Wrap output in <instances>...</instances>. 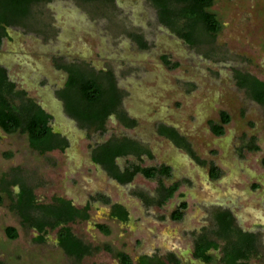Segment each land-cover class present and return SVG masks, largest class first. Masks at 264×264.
<instances>
[{
	"label": "rangeland",
	"instance_id": "374dc122",
	"mask_svg": "<svg viewBox=\"0 0 264 264\" xmlns=\"http://www.w3.org/2000/svg\"><path fill=\"white\" fill-rule=\"evenodd\" d=\"M211 11L221 31L195 46L160 24L148 0H54L34 6L25 28L7 30L0 66L17 90L52 117V131L66 139L67 147L39 155L29 148L26 135L0 130V264H117L101 249L104 245L126 252L132 264H138L140 254L164 256L169 251L182 264H206L192 256L194 239L201 234L213 237L214 216L221 209L232 214L236 228L256 236L257 251L247 264H264V107L236 81L237 73L264 81V0H214ZM133 35L142 37L147 48L140 49ZM163 56L178 67H167ZM62 65L111 73L123 93L118 112L134 125L126 128L112 115L99 133L68 116L58 96L67 80ZM221 112L230 122L216 137L209 124L218 123ZM162 127L174 129L184 146L161 135ZM124 137L151 156L119 158L120 168L129 163L166 165L172 172L170 179H163L165 184L180 183L163 207L146 208L134 195L139 191L156 196L157 179L138 176L129 186L110 187L102 168L91 163L94 148ZM254 146L257 151L251 150ZM210 165L218 169L217 179H210ZM14 178L32 187L43 205L59 197L81 207L94 189H101L128 207L132 222L122 227L108 220L106 212L92 208L87 221L70 228L100 251L76 261L58 247L56 230L38 242L36 230L21 222L13 210L19 187L5 189ZM179 194L185 195L187 209L180 221L172 222L169 216ZM95 224L108 226L111 234H101ZM7 227L16 230L15 240L6 237ZM219 243L209 264H221L224 242Z\"/></svg>",
	"mask_w": 264,
	"mask_h": 264
},
{
	"label": "trees",
	"instance_id": "16d2710c",
	"mask_svg": "<svg viewBox=\"0 0 264 264\" xmlns=\"http://www.w3.org/2000/svg\"><path fill=\"white\" fill-rule=\"evenodd\" d=\"M54 0H0V47L3 39L8 37L7 30L14 27H26L30 20L32 8ZM81 3L107 4L113 0H72ZM156 9L160 24L175 33L186 44L195 46L214 38L221 31V23L215 13L211 11L214 0H148ZM132 39L140 49H146L147 44L142 37L133 35ZM163 63L175 69L178 64L171 63L168 57H162ZM67 73L64 88L58 93L64 103L68 116L77 121L82 127L95 132L103 133L108 118L116 115L120 123L131 128L134 125L124 113H120L119 107L123 99V93L117 88L115 78L111 73L95 74L80 65H62ZM237 86L245 90L249 98L264 107V81L249 74H236ZM52 117L34 100L29 99L23 90H17L15 84L8 78L5 68L0 66V130L6 134L20 133L27 136L28 146L39 155L55 150L64 151L67 141L54 133L50 127ZM230 122L225 112L220 113L218 123H210L213 135L224 134V127ZM160 134L171 140L177 146H184L183 138L174 129L162 127ZM257 151L258 147L251 148ZM133 155L150 156L140 145L132 140L122 138L111 139L97 146L92 152V159L100 164L114 179L120 183L132 181L133 177L140 173L147 179L171 176L169 167L140 168L131 166L121 172L115 165V159ZM264 166V159L262 160ZM211 177L219 176L218 170L211 167ZM5 189L12 185H18L19 191L14 195L13 210L21 218V222L28 227H33L39 234L38 242H43L44 236L58 229L57 244L63 253L81 261L86 256H92L100 251L99 247L86 244L73 234L70 223L87 221L89 219L90 206L84 209H76L72 202L64 198L54 197L50 204H39L35 198L33 188L23 180L14 178L5 183ZM164 200L172 197L177 189V184L164 189ZM166 193V194H165ZM149 203V202H148ZM163 203V202H162ZM186 208L180 206V212H175L172 219L179 221ZM36 213L37 218L32 217ZM114 217L121 222L127 221L126 212L121 207H115ZM216 229L213 237L201 235L194 243L193 258L209 264L213 261L211 252H217L220 242H224L221 264H247L250 257L257 251V239L252 233L243 232L234 226V218L228 211L217 213L214 216ZM96 229L108 236L110 230L107 226L99 224ZM5 235L9 240L17 238L14 228L7 227ZM118 261L119 264H132L131 258L122 251H114L110 246L101 248ZM138 264H182L174 254L165 257H146L139 259Z\"/></svg>",
	"mask_w": 264,
	"mask_h": 264
},
{
	"label": "crops",
	"instance_id": "0c3cea01",
	"mask_svg": "<svg viewBox=\"0 0 264 264\" xmlns=\"http://www.w3.org/2000/svg\"><path fill=\"white\" fill-rule=\"evenodd\" d=\"M220 115V114H219ZM212 123V122H211ZM209 126H210V124H209ZM210 128V127H209ZM210 132H211V129H210ZM212 133V132H211ZM215 136V135H214ZM222 136V135H221ZM216 137H220V136H216ZM125 138V137H124ZM126 139H128V138H126ZM129 140H131V139H129ZM95 149V148H94ZM93 149V150H94ZM93 150H92V152H93ZM150 154V153H149ZM143 156H145V155H142V156H140V157H136V156H133V155H129V156H126V157H133V158H135V159H137V160H141L142 159V157ZM147 156V155H146ZM151 156V155H150ZM149 156V157H150ZM126 157H118V158H116L115 159V165L117 166V168L121 171V172H124V170L125 169H127V168H129V167H131V166H138V167H140V168H151L150 166L149 167H142V166H140V165H138V164H136V163H129V164H127L125 167H123V168H120L118 165H117V159H119V158H126ZM148 157V156H147ZM91 163L93 164V165H95V166H97V167H101L102 168V170L104 171V173H105V175H106V178L107 179H109L111 182V185H110V187H115V186H122V187H125V186H129V185H131L134 181H135V179L138 177V176H142L145 180H155V179H157V181L159 182V184H158V188H157V190H156V196H153V197H149L148 195H146V194H144L143 192H137V191H135V197H137V199L138 200H140V202H141V204L144 206V207H146V208H151V207H155V206H157L158 208L160 207H163L164 206V204L167 202V200L165 201L164 200V196L165 195H162L163 194V191H162V189H159V188H161L160 187V185H162L163 187H164V189H167V188H170L171 186H173V185H176L177 184V189H176V191L173 193V195H172V197L170 198V199H172L173 197H174V195H175V193L176 192H178V190H179V188H180V183L179 182H170V184L169 185H166L165 184V182L163 181V179H166V180H168V179H170L171 178V176L170 177H168V178H164V177H158V178H155V179H147V178H145L142 174H140V173H138V174H136L134 177H133V179H132V181H130V182H127V183H120L119 181H117L116 179H114L100 164H98V163H95L94 161H93V159H92V153H91ZM160 166H166V165H160ZM160 166H158V167H160ZM213 165H210V171H211V167H212ZM153 167V166H152ZM154 167H156V166H154ZM166 167H169V166H166ZM215 167V166H214ZM170 168V167H169ZM216 168V167H215ZM217 169V168H216ZM218 170V169H217ZM170 171H171V168H170ZM209 171V177H210V179H212V177H211V172ZM172 172V171H171ZM219 172V171H218ZM218 178V177H217ZM216 178V179H217ZM102 185L101 186H99L100 188H103L104 187V179L102 180ZM211 186V185H210ZM98 187V188H99ZM97 188V187H96ZM132 188V187H131ZM95 190V193L93 194V195H91V196H89L88 197V199H87V201L86 202H84V204L80 207V206H76L75 204V206L73 205V202H72V205L76 208V209H83L82 207L84 206V207H86V206H90V209H89V211L92 209V208H96L97 207V210H102V211H104V212H106V215H108L109 214V212H110V210H111V214H112V216H111V221L112 222H115V223H117V224H119L120 226H122V227H125V226H127L128 225V223H131L132 222V220H131V217H130V212H129V209H128V207L122 202V201H115V200H113V198H111V196H110V194L109 193H101L99 190H101V189H94ZM109 192V191H108ZM166 194V193H165ZM213 194H215V193H213ZM179 199H178V203H177V206L174 208V210L171 212V214H170V220L172 221V222H178V221H175V220H173L172 219V215L175 213V212H177L178 211V213L180 212V206L182 205V204H185L186 205V208L183 210V211H181V213H182V218H183V214H184V212H185V210L187 209V203L184 201V197H185V195L184 194H179ZM66 200H68V199H66ZM169 200V199H168ZM70 201V200H69ZM149 202V203H148ZM163 202V203H162ZM99 203H101L103 206H98V204ZM115 207H121L125 212H126V216H127V221H125V222H121V221H119L118 219H117V217H114L113 216V213L115 212ZM89 211H88V213H89ZM217 213H221L222 212V209L221 210H217L216 211ZM216 213V214H217ZM181 218V219H182ZM131 221V222H130ZM180 221V220H179ZM77 222H84V221H76L75 223H77ZM70 224H74V223H70ZM70 224L68 225L69 227H70ZM94 227H95V229H96V225H94ZM108 227V226H107ZM33 228V227H32ZM109 228V227H108ZM142 228H145V225H142ZM34 229V228H33ZM110 230V229H109ZM56 231L58 232V229H56ZM102 234V233H101ZM110 234H111V230H110ZM109 234V235H110ZM104 235V234H103ZM108 235V236H109ZM203 235V234H202ZM169 241V240H168ZM194 243H195V241H194ZM118 251H121V250H118ZM122 252H124V251H122ZM124 253H126V252H124ZM127 254V253H126ZM169 254H174V253H172V251H169ZM128 255V254H127ZM140 255H142V254H140ZM139 255V256H140ZM147 255H150V254H147ZM175 255V254H174ZM129 256V255H128ZM138 256V257H139ZM176 256V255H175ZM86 257H88V256H86ZM85 258V257H84ZM138 259V258H137ZM177 259H178V257H177ZM119 264V263H118Z\"/></svg>",
	"mask_w": 264,
	"mask_h": 264
},
{
	"label": "flooded vegetation",
	"instance_id": "af4514ba",
	"mask_svg": "<svg viewBox=\"0 0 264 264\" xmlns=\"http://www.w3.org/2000/svg\"><path fill=\"white\" fill-rule=\"evenodd\" d=\"M74 205V204H73ZM75 206V205H74ZM76 207V206H75ZM83 209L85 208L84 206L82 207ZM110 212H111V210H110ZM109 212V214L106 216L107 217V219L108 220H110L111 219V216H112V214ZM95 225H99V224H95ZM202 235V234H201ZM201 235H199L198 237H196L195 239H194V241H196ZM105 246V245H104ZM93 247H95V246H93ZM107 255H109V256H112V254L111 253H109V252H106L105 250H103ZM193 251H194V246H193ZM169 253H167V254H165L164 256L163 255H159V254H151V255H140L139 257H138V259H137V263H138V261H139V259L141 258V257H143V256H146V257H153V256H158V257H165L166 255H168ZM192 256H193V252H192ZM114 260H116V259H114ZM196 260V259H195ZM117 261V260H116ZM117 263H118V261H117Z\"/></svg>",
	"mask_w": 264,
	"mask_h": 264
},
{
	"label": "water",
	"instance_id": "95a60500",
	"mask_svg": "<svg viewBox=\"0 0 264 264\" xmlns=\"http://www.w3.org/2000/svg\"><path fill=\"white\" fill-rule=\"evenodd\" d=\"M118 264V263H117Z\"/></svg>",
	"mask_w": 264,
	"mask_h": 264
}]
</instances>
